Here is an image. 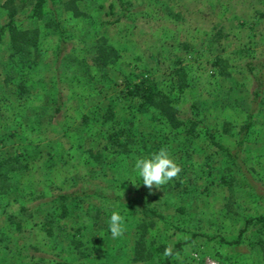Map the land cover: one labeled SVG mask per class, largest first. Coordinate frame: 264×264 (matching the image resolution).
I'll return each instance as SVG.
<instances>
[{"label":"rangeland","instance_id":"obj_1","mask_svg":"<svg viewBox=\"0 0 264 264\" xmlns=\"http://www.w3.org/2000/svg\"><path fill=\"white\" fill-rule=\"evenodd\" d=\"M67 1L20 23L39 30L30 66L9 65L8 36L0 45L2 151L27 162L0 195V264H264V221L245 222L264 216V0ZM101 41L118 53L105 67L93 61ZM143 79L168 95L176 127L128 94ZM116 128L130 134L121 151L106 144ZM239 139V157L218 146ZM162 147L181 171L149 194L130 181L134 163ZM52 209L64 229L49 234Z\"/></svg>","mask_w":264,"mask_h":264},{"label":"trees","instance_id":"obj_2","mask_svg":"<svg viewBox=\"0 0 264 264\" xmlns=\"http://www.w3.org/2000/svg\"><path fill=\"white\" fill-rule=\"evenodd\" d=\"M48 1L49 0H3L2 6L5 10V17L2 23H0V45L3 40V37L8 36L10 46V53L8 55V62L10 63L9 65L20 64V66L22 67L25 66V64H28V66H30L32 63L35 62V51L37 49L39 30L37 28L30 29L22 27L20 23L26 16H29V18L33 19H40L42 16L44 4ZM76 2L77 0H68L67 4L69 3L72 8L76 9ZM117 57V50L114 47L108 45L105 41H101L94 46L93 61L99 67H105L106 65L113 63ZM257 64L258 74L254 75V78L257 82L256 88L254 90V98H257L264 89V59L258 60ZM177 75L183 77V75H181L179 71H177ZM19 87L24 88L25 86L19 83ZM127 92L131 96L133 95L138 97L139 107H153L159 112L160 115L164 116L170 122L171 125H173L174 127L177 126L178 121L175 115V110L172 104L170 103L168 95L158 91L157 89H153L150 86V83L147 82V80L143 79L142 81H140V84H133L131 87L128 88ZM106 116L111 119L112 113L110 112V114H107ZM251 118L252 115L251 112H249L247 115V122L243 125V127H249V125L251 124ZM8 136L5 139L9 138ZM11 136H13V133H11ZM129 137L130 134L127 130H124L123 128H116L111 130L106 135V144L119 148L121 151V149L124 150V147L126 146L125 142H127L126 140ZM5 139H0V195H6L9 193L11 194L16 191L15 186H12L11 181L13 180L16 172L22 171L27 167V162L23 161L25 157L23 153L7 154L5 153V150L4 152L2 151L3 149L7 148V141H5ZM242 144V140L239 139L236 145L237 148L233 151L226 147H222L219 144L218 146L228 156L239 157ZM82 192L83 196L88 195L87 191L84 190ZM79 196V192L77 190H74L69 193L61 194L60 198L71 199L74 197V199H76V197ZM60 210H62L63 213L60 214L58 221H60V218L65 216L67 210L70 212L71 207L69 205L66 206L65 204H61ZM149 210L151 211V209L147 208V211ZM1 212H5L4 209L3 211L1 210ZM44 216L47 224V227L45 228L47 233L50 234L54 227L58 229V231L64 229V225H61L58 221H54V219L58 217H56L53 209L47 212ZM13 217V214H8L7 216L8 220H12ZM252 220L263 222L264 216H258L254 219H247L245 222L246 224H248ZM19 226L20 224L16 225L17 228H20ZM78 230L79 229L77 228L76 231ZM243 232L244 229H241L239 236ZM93 240L95 242V238ZM75 242V240H71V244H75ZM79 244L80 242L74 245V248L78 249ZM64 263L70 264L66 261H64ZM64 263L57 262L56 264ZM164 264L170 263L167 259H165Z\"/></svg>","mask_w":264,"mask_h":264},{"label":"clouds","instance_id":"obj_3","mask_svg":"<svg viewBox=\"0 0 264 264\" xmlns=\"http://www.w3.org/2000/svg\"><path fill=\"white\" fill-rule=\"evenodd\" d=\"M180 171V166L170 156L168 149L162 147L150 157H141L135 160V177L130 178V181L138 188L140 187L138 180L142 179L143 186L148 188L149 194H151L154 186L157 189L162 188L163 185L176 178ZM109 230L113 238L124 234L123 217L119 212H112L109 220ZM164 255L171 257V248H166Z\"/></svg>","mask_w":264,"mask_h":264},{"label":"built area","instance_id":"obj_4","mask_svg":"<svg viewBox=\"0 0 264 264\" xmlns=\"http://www.w3.org/2000/svg\"><path fill=\"white\" fill-rule=\"evenodd\" d=\"M212 264H215V263H212Z\"/></svg>","mask_w":264,"mask_h":264}]
</instances>
